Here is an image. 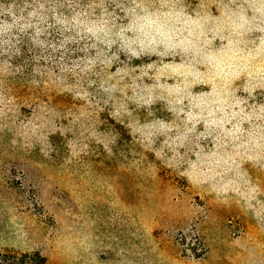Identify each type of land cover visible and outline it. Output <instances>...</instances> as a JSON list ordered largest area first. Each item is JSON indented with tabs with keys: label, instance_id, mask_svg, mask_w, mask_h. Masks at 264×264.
<instances>
[{
	"label": "clouds",
	"instance_id": "clouds-1",
	"mask_svg": "<svg viewBox=\"0 0 264 264\" xmlns=\"http://www.w3.org/2000/svg\"><path fill=\"white\" fill-rule=\"evenodd\" d=\"M34 153L89 183L101 155L142 188L162 169L185 181L172 193L188 209L172 226L173 240L188 241L178 264H208L191 248L220 211L264 234V0H0L6 182ZM66 208L73 264H158L155 237L130 214ZM16 230L23 242L19 219ZM227 232L242 264H264V242Z\"/></svg>",
	"mask_w": 264,
	"mask_h": 264
},
{
	"label": "rangeland",
	"instance_id": "rangeland-1",
	"mask_svg": "<svg viewBox=\"0 0 264 264\" xmlns=\"http://www.w3.org/2000/svg\"><path fill=\"white\" fill-rule=\"evenodd\" d=\"M16 87L19 89L20 85ZM26 92L25 89L21 94ZM56 101L61 104L68 102L64 97H57ZM53 141L63 153L60 137H53ZM92 164L93 171L98 175L91 183L75 171L42 162L35 153L31 158L21 159L15 170L18 179L6 182L0 171V209H3L0 210V253L38 252L47 260V264H73L62 246L69 234L66 228L67 204L75 213L86 210L93 218L101 220H107L114 212L125 217L130 214L155 237L158 264H178V247L188 241L180 237L173 240L172 226L184 222L188 209L173 199L172 193L175 188L187 190L186 182L162 169L155 180L142 188L135 174L120 169L103 155L93 160ZM56 194L63 200L57 201ZM29 196L35 201L32 205L25 203V198ZM194 198L204 203L199 195ZM4 204L14 205L19 217L4 209ZM75 213L73 219H79ZM218 215L219 220L216 222L203 223L201 235L194 238L195 246L191 250L197 253V258L205 257L208 264H242V254L228 236L227 230L242 229L246 237L259 238L262 242L264 234L258 233L254 223L235 210L220 211ZM18 219L25 225L27 233L23 242L18 240ZM201 248L203 251L198 252ZM179 264H183V261H179Z\"/></svg>",
	"mask_w": 264,
	"mask_h": 264
},
{
	"label": "trees",
	"instance_id": "trees-1",
	"mask_svg": "<svg viewBox=\"0 0 264 264\" xmlns=\"http://www.w3.org/2000/svg\"><path fill=\"white\" fill-rule=\"evenodd\" d=\"M0 264H47V260L38 252L18 253L7 251L0 253Z\"/></svg>",
	"mask_w": 264,
	"mask_h": 264
}]
</instances>
